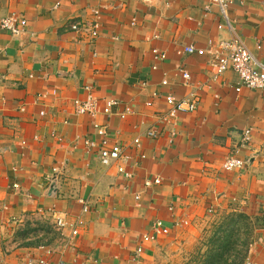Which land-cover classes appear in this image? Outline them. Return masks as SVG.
Segmentation results:
<instances>
[{
	"label": "crops",
	"instance_id": "obj_1",
	"mask_svg": "<svg viewBox=\"0 0 264 264\" xmlns=\"http://www.w3.org/2000/svg\"><path fill=\"white\" fill-rule=\"evenodd\" d=\"M13 14L28 26L20 37L0 29V264H151L166 239L231 211L259 220L245 264H264V92L237 93L232 72L211 82L204 57L210 42L236 33L264 63V0H243L229 22L211 0H0V22ZM95 20L96 41L68 28ZM187 46L197 54L183 53ZM87 85L94 116L75 110ZM169 96L197 98L199 108L164 125ZM95 125L124 159L102 164ZM229 157L245 165L226 171ZM53 174L56 195L47 192ZM61 216L67 235L83 221L77 248L64 255ZM158 221L163 234L138 255Z\"/></svg>",
	"mask_w": 264,
	"mask_h": 264
},
{
	"label": "built area",
	"instance_id": "obj_2",
	"mask_svg": "<svg viewBox=\"0 0 264 264\" xmlns=\"http://www.w3.org/2000/svg\"><path fill=\"white\" fill-rule=\"evenodd\" d=\"M144 3L152 4L154 0H141ZM212 3L220 7L223 17L226 22H229V11L231 8L238 4H243V0H211ZM97 16L98 12L94 11ZM27 20L24 17H20L16 14L3 18L0 22V29L3 32H7L14 37L23 36L27 31ZM70 31L78 33L81 36L89 38L91 41H96L100 38L102 25L99 21L95 20L91 23H84L81 21H75L68 26ZM159 36H155L158 39ZM257 48L262 49V44L258 43ZM183 53L187 55H196L197 48L194 46H187L183 48ZM153 55L156 60L164 61L166 55L160 52L158 49L153 50ZM204 57L207 58V66L209 68V78L211 82L218 81L228 72L234 73L238 78L239 84L236 88L237 93H241L244 89L251 91L264 92V63L256 57L245 39L240 35L233 33L232 37L228 40H222L218 42H210L208 48L204 51ZM183 79L186 84H190L191 75L183 69ZM86 97L84 99H77L75 101V110L77 115H89L94 116L98 112V98L94 92V88L90 85L84 87ZM41 95H39L40 98ZM199 99L194 98L191 100L184 99L178 100L174 96L166 98V103L169 107V112L166 115L160 116V121L164 125L176 124L177 118L181 114L196 112L199 108ZM111 105H117L116 102H111ZM130 110H128V113ZM127 114V112H126ZM44 116L45 112H41ZM95 129L99 131V134L103 136L102 148H101V162L105 166H111L114 163L125 158L123 147L118 144H112L108 137V131L104 127L95 125ZM250 131H247V136L250 135ZM160 132L156 129H149L147 136L149 138L157 139ZM137 147L141 146V141L137 139L135 141ZM87 145L94 146L95 144L87 142ZM245 165L244 161L229 157L225 162L224 168L226 171H233L241 169ZM121 173H124V169H120ZM47 192L50 195H56L58 191V180L55 174L48 179ZM156 184L161 183L159 179H156ZM13 188L16 192L20 191L19 184H14ZM173 210V209H171ZM56 229L60 233V239L64 243L61 255L66 253V249L77 248V237L79 230L83 226V221H78V227H72L70 235L66 234L68 229V223L66 218L58 217L56 222ZM164 224L162 221H158L153 230V234L144 235L141 240V244L138 246L137 254H142L146 244L153 243L163 233ZM26 264H51L47 259H31ZM57 264H64L62 261Z\"/></svg>",
	"mask_w": 264,
	"mask_h": 264
},
{
	"label": "rangeland",
	"instance_id": "obj_3",
	"mask_svg": "<svg viewBox=\"0 0 264 264\" xmlns=\"http://www.w3.org/2000/svg\"><path fill=\"white\" fill-rule=\"evenodd\" d=\"M212 216L202 221L196 230L182 233L177 239H166L157 248L151 264H205L211 261L210 256L223 251L220 244L226 241L228 252L235 256L228 264H245L260 226L259 220L249 218L242 211H231L223 218Z\"/></svg>",
	"mask_w": 264,
	"mask_h": 264
},
{
	"label": "trees",
	"instance_id": "obj_4",
	"mask_svg": "<svg viewBox=\"0 0 264 264\" xmlns=\"http://www.w3.org/2000/svg\"><path fill=\"white\" fill-rule=\"evenodd\" d=\"M231 241H232V238H231ZM228 246H229V243L227 241L220 244V247L221 249H223V251L221 253H216L213 257L210 256L211 261L205 262V264H228V261L230 262V259L235 257V256H232L230 252H228L227 250ZM228 255H230L229 256L230 258L227 257Z\"/></svg>",
	"mask_w": 264,
	"mask_h": 264
}]
</instances>
